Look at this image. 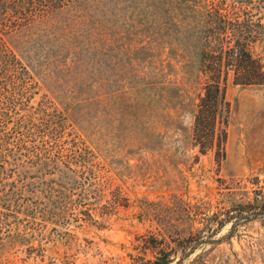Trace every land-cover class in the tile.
<instances>
[{
	"label": "rangeland",
	"instance_id": "374dc122",
	"mask_svg": "<svg viewBox=\"0 0 264 264\" xmlns=\"http://www.w3.org/2000/svg\"><path fill=\"white\" fill-rule=\"evenodd\" d=\"M209 3L68 0L18 23L19 68L0 74V264H135L151 239L172 264H264V86L230 74L225 139L201 153L193 136Z\"/></svg>",
	"mask_w": 264,
	"mask_h": 264
},
{
	"label": "trees",
	"instance_id": "16d2710c",
	"mask_svg": "<svg viewBox=\"0 0 264 264\" xmlns=\"http://www.w3.org/2000/svg\"><path fill=\"white\" fill-rule=\"evenodd\" d=\"M68 0H0V74L5 69H18L19 62L13 53L11 40L20 30L19 22L37 19L42 6L44 14L49 8L63 7ZM259 4L264 0H258ZM205 48L202 51L201 72L205 76L203 93L198 98L194 117L193 136L204 153L210 149L215 138L225 139L223 115L228 112L225 101V85L232 75V84L240 86H264V64L251 53V46L259 39L248 34L252 19L250 0H209ZM257 4V7H260ZM10 19H15L11 27ZM1 116V115H0ZM8 120H1L6 125ZM0 128H3L1 127ZM221 135V136H220ZM222 142H219L220 144ZM264 215V205L262 216ZM149 246L152 259L139 258L135 264H172L176 248L160 245L151 239ZM180 258L176 264H180Z\"/></svg>",
	"mask_w": 264,
	"mask_h": 264
}]
</instances>
